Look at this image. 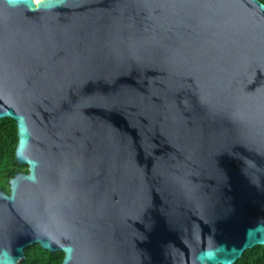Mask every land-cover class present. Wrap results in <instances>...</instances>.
I'll list each match as a JSON object with an SVG mask.
<instances>
[{
  "label": "water",
  "instance_id": "water-1",
  "mask_svg": "<svg viewBox=\"0 0 264 264\" xmlns=\"http://www.w3.org/2000/svg\"><path fill=\"white\" fill-rule=\"evenodd\" d=\"M0 264H233L264 245V3L0 0Z\"/></svg>",
  "mask_w": 264,
  "mask_h": 264
},
{
  "label": "trees",
  "instance_id": "trees-1",
  "mask_svg": "<svg viewBox=\"0 0 264 264\" xmlns=\"http://www.w3.org/2000/svg\"><path fill=\"white\" fill-rule=\"evenodd\" d=\"M264 3V0H259ZM17 127L12 118H0V189L9 193L8 180L19 171L26 172L27 166L20 165L15 159ZM24 259L20 264H59L62 251L51 252L39 244L24 248ZM233 264H264V245H255L245 250Z\"/></svg>",
  "mask_w": 264,
  "mask_h": 264
},
{
  "label": "bare ground",
  "instance_id": "bare-ground-1",
  "mask_svg": "<svg viewBox=\"0 0 264 264\" xmlns=\"http://www.w3.org/2000/svg\"><path fill=\"white\" fill-rule=\"evenodd\" d=\"M37 1V0H36Z\"/></svg>",
  "mask_w": 264,
  "mask_h": 264
}]
</instances>
